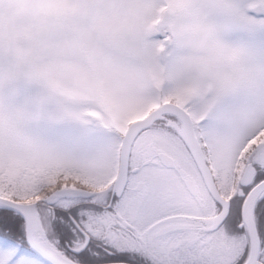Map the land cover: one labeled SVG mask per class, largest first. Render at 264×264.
Listing matches in <instances>:
<instances>
[{"label":"snow or ice","instance_id":"obj_1","mask_svg":"<svg viewBox=\"0 0 264 264\" xmlns=\"http://www.w3.org/2000/svg\"><path fill=\"white\" fill-rule=\"evenodd\" d=\"M0 264H264V0H0Z\"/></svg>","mask_w":264,"mask_h":264}]
</instances>
